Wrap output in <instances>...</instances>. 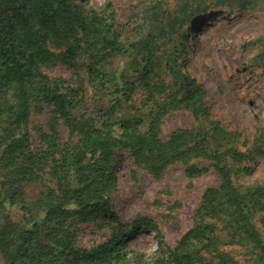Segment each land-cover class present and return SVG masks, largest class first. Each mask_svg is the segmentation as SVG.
<instances>
[{
    "label": "trees",
    "instance_id": "16d2710c",
    "mask_svg": "<svg viewBox=\"0 0 264 264\" xmlns=\"http://www.w3.org/2000/svg\"><path fill=\"white\" fill-rule=\"evenodd\" d=\"M130 51L140 69H112ZM59 65L72 67L70 79L48 75ZM183 66L147 40L124 45L110 1L95 9L85 0H0V264H121L126 240L141 232L156 240L151 264H264V190L239 182L262 144L242 150L243 135L217 104L207 105L206 91ZM139 91L143 117L132 115ZM123 107L128 116L120 115ZM44 111L45 130L32 147L31 118ZM174 112L193 123L162 139L163 118ZM118 150L156 179L179 165L192 181L205 173L200 161L219 178L173 248L149 218L123 223L111 210ZM36 185L30 201L25 189ZM100 218L110 226L108 239L78 247L81 226Z\"/></svg>",
    "mask_w": 264,
    "mask_h": 264
},
{
    "label": "rangeland",
    "instance_id": "374dc122",
    "mask_svg": "<svg viewBox=\"0 0 264 264\" xmlns=\"http://www.w3.org/2000/svg\"><path fill=\"white\" fill-rule=\"evenodd\" d=\"M95 9L112 2L116 26L124 45L148 41L160 53L167 52L172 62L183 66L184 72L207 94L206 103L218 105L231 129L247 141L245 150L254 141L262 144V152L250 163V174L241 176L240 184L257 185L264 190V1L263 0H85ZM139 29V30H138ZM138 30V32H137ZM139 56L130 51L112 61V69L127 73L138 71ZM134 68V69H133ZM72 67L56 66L50 77L70 79ZM161 79L169 82L167 74ZM142 92L134 96L135 116H144ZM126 107L120 112L128 116ZM48 115H33L29 126L32 147L38 144L39 132L45 130ZM192 117L174 112L163 118L161 137L167 139L175 129L189 128ZM61 134L66 136L62 129ZM200 177L189 181L183 168L172 167L161 179L136 169L125 150L116 151L113 169L116 188L111 192V210L123 223L140 217L149 218L160 230L165 245L173 248L192 226L193 216L205 189L217 187L220 180L206 161ZM136 170V180L132 171ZM40 185L25 189L33 201ZM259 227V224L256 223ZM264 240V231L260 230ZM110 226L103 218L81 226L77 246L89 249L106 241ZM126 257L121 264H151L156 251L152 234L135 233L126 240ZM238 261L244 254L238 248L223 249Z\"/></svg>",
    "mask_w": 264,
    "mask_h": 264
}]
</instances>
